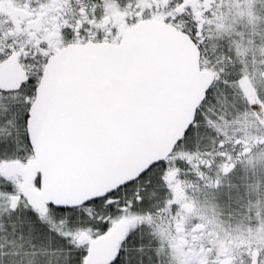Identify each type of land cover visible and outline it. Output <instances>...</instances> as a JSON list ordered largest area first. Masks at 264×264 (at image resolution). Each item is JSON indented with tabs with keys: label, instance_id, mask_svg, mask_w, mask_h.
<instances>
[{
	"label": "snow or ice",
	"instance_id": "6c2138e0",
	"mask_svg": "<svg viewBox=\"0 0 264 264\" xmlns=\"http://www.w3.org/2000/svg\"><path fill=\"white\" fill-rule=\"evenodd\" d=\"M0 264H264V0H0Z\"/></svg>",
	"mask_w": 264,
	"mask_h": 264
},
{
	"label": "flooded vegetation",
	"instance_id": "af4514ba",
	"mask_svg": "<svg viewBox=\"0 0 264 264\" xmlns=\"http://www.w3.org/2000/svg\"><path fill=\"white\" fill-rule=\"evenodd\" d=\"M237 219H239V218H237ZM234 223H235V221H234Z\"/></svg>",
	"mask_w": 264,
	"mask_h": 264
}]
</instances>
